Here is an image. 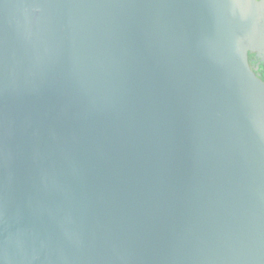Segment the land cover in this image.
<instances>
[{"label": "water", "instance_id": "1", "mask_svg": "<svg viewBox=\"0 0 264 264\" xmlns=\"http://www.w3.org/2000/svg\"><path fill=\"white\" fill-rule=\"evenodd\" d=\"M264 0H0V264H264Z\"/></svg>", "mask_w": 264, "mask_h": 264}, {"label": "trees", "instance_id": "2", "mask_svg": "<svg viewBox=\"0 0 264 264\" xmlns=\"http://www.w3.org/2000/svg\"><path fill=\"white\" fill-rule=\"evenodd\" d=\"M253 65L258 66V72L260 73L262 79L264 80V63L258 59L253 58Z\"/></svg>", "mask_w": 264, "mask_h": 264}, {"label": "flooded vegetation", "instance_id": "3", "mask_svg": "<svg viewBox=\"0 0 264 264\" xmlns=\"http://www.w3.org/2000/svg\"><path fill=\"white\" fill-rule=\"evenodd\" d=\"M259 60V59H258Z\"/></svg>", "mask_w": 264, "mask_h": 264}]
</instances>
